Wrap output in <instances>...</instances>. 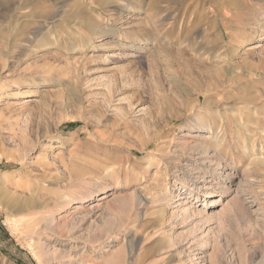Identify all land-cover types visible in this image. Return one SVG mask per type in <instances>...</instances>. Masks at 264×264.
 <instances>
[{
    "label": "rangeland",
    "instance_id": "1",
    "mask_svg": "<svg viewBox=\"0 0 264 264\" xmlns=\"http://www.w3.org/2000/svg\"><path fill=\"white\" fill-rule=\"evenodd\" d=\"M155 2L0 0V264H264V0Z\"/></svg>",
    "mask_w": 264,
    "mask_h": 264
},
{
    "label": "bare ground",
    "instance_id": "2",
    "mask_svg": "<svg viewBox=\"0 0 264 264\" xmlns=\"http://www.w3.org/2000/svg\"><path fill=\"white\" fill-rule=\"evenodd\" d=\"M3 1H6V0H3ZM30 1V0H29ZM52 1H56V0H52ZM156 2H155V4H157L158 2H159V0H155ZM51 9V8H50ZM51 11V10H50ZM50 11H49V13H50ZM44 13H46V12H44ZM38 14H39V11H38V13H37V17H38ZM43 14V13H42ZM41 14V15H42ZM47 14V13H46ZM44 15V14H43ZM42 15V16H43ZM48 16H49V14H47ZM54 16L55 15H53V16H51V17H48V18H44V19H41L40 21H41V23H39V30L41 31V30H43V29H45L44 27H46V26H44L45 24L47 25V30L49 31L50 29L52 30H54V28L56 27V24H55V22H54ZM28 18H31L29 15H28ZM26 19V18H25ZM39 19H40V16H39ZM39 19L37 20V21H39ZM28 20V19H27ZM30 21V20H29ZM27 27H29V26H27ZM26 27V28H27ZM30 30V29H29ZM34 31L35 30H33V35L34 36H39V41H44V37H42V36H44L45 34H43V35H40V32L38 31V34H34ZM37 31V30H36ZM44 32H46V31H44ZM43 32V33H44ZM29 33H31V31L29 32ZM29 33H27V34H29ZM31 33V34H32ZM47 34V33H46ZM48 35V34H47ZM36 41V40H35ZM41 43V42H40ZM47 45H51V43L49 42V41H47V42H42L41 44H39V46H42V47H44V46H47ZM12 95V94H11ZM10 95V97L12 98V96ZM26 209V208H25ZM24 210V209H23ZM21 212V211H20Z\"/></svg>",
    "mask_w": 264,
    "mask_h": 264
}]
</instances>
